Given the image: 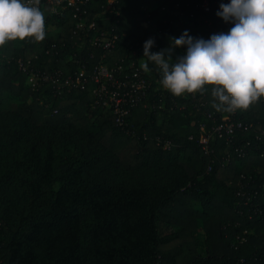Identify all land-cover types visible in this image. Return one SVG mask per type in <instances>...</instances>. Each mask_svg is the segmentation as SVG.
I'll return each mask as SVG.
<instances>
[{
	"label": "trees",
	"instance_id": "trees-1",
	"mask_svg": "<svg viewBox=\"0 0 264 264\" xmlns=\"http://www.w3.org/2000/svg\"><path fill=\"white\" fill-rule=\"evenodd\" d=\"M203 1L118 0L117 14L92 0L86 19L100 12L98 27L120 34L104 49L76 31L69 10L39 0L45 39L0 46V264H264V97L218 111L211 85L173 95L144 57L150 37L158 52L185 30L226 32L221 0ZM103 53L106 65L123 64L121 79L147 81L122 124L94 91ZM69 76L87 82L70 88Z\"/></svg>",
	"mask_w": 264,
	"mask_h": 264
},
{
	"label": "clouds",
	"instance_id": "clouds-1",
	"mask_svg": "<svg viewBox=\"0 0 264 264\" xmlns=\"http://www.w3.org/2000/svg\"><path fill=\"white\" fill-rule=\"evenodd\" d=\"M216 15L231 24L226 32L205 39L185 30L158 52L151 51L155 39L150 37L144 57L157 66L159 84L173 95L203 92L211 85L218 111L246 110L264 97V0H221ZM29 37H46L39 0H0V46ZM176 48L184 53L174 56ZM141 67L150 71L147 62Z\"/></svg>",
	"mask_w": 264,
	"mask_h": 264
},
{
	"label": "built area",
	"instance_id": "built-area-1",
	"mask_svg": "<svg viewBox=\"0 0 264 264\" xmlns=\"http://www.w3.org/2000/svg\"><path fill=\"white\" fill-rule=\"evenodd\" d=\"M92 0H48L51 4V10L54 13L62 14L64 10H69L72 13V16L76 19V31H83L84 37L88 38L90 43L97 47H102L104 49H112L118 43L120 39V34L116 33L113 29L106 30L104 28H99L95 18L100 16V12L96 13L93 18L86 19L85 15L88 14L89 9L88 5ZM170 2L173 0H169ZM118 0H105L103 5L104 10L107 12H116L117 10L116 3ZM209 1L204 0L200 7L208 9ZM154 8L145 7L144 11L149 16V20L152 16ZM166 9V5L162 6V10ZM183 6L179 2H174L173 4V15H183ZM165 22H168L165 19ZM157 23H154L153 26H156ZM125 35V33H123ZM136 54V53H134ZM108 59V56L103 53L101 55V62L97 64L94 68L93 73L91 74V79L96 83L94 91L97 92L99 101L102 102L103 106L112 107L114 112L117 114V120L119 123L124 122V116L127 113L126 107L130 103H138L143 99L147 90V81L143 77H138V79L132 80L133 78L121 79L118 76V73L121 70H124L123 64L117 66H108L104 63ZM126 60L122 57L121 61ZM23 68H26L23 63H21ZM138 70V69H137ZM83 73V71H82ZM40 79L49 80L51 79L57 85L60 84V76L58 73L53 76L48 74L39 75ZM33 79V77H32ZM87 79V78H86ZM86 79H83L81 76L73 79L71 76L67 77L64 81V85L72 88L78 85L85 86L87 82ZM132 80V81H131ZM34 81V80H33ZM33 85L35 83L33 82ZM241 126V123L238 124ZM223 125L217 129L221 131ZM202 130L205 131L204 126H201ZM235 129V123H228L225 127L227 133H232ZM264 133V131H263ZM209 135L205 132L201 135V142L204 144L206 152H209L208 147Z\"/></svg>",
	"mask_w": 264,
	"mask_h": 264
}]
</instances>
